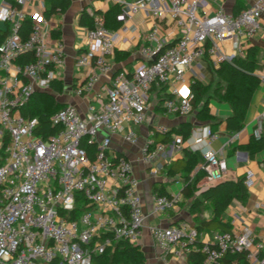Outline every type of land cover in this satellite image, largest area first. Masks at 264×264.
I'll use <instances>...</instances> for the list:
<instances>
[{"label":"built area","instance_id":"built-area-1","mask_svg":"<svg viewBox=\"0 0 264 264\" xmlns=\"http://www.w3.org/2000/svg\"><path fill=\"white\" fill-rule=\"evenodd\" d=\"M27 1H5L0 6V20L10 25L0 46V149L7 140L0 166V264H93V257L115 242L139 245L146 220L133 162L113 150L111 136L118 134L129 145L137 143L134 126L146 121L154 88L169 92L167 112L183 116L192 112L195 95L188 75H195L194 67L207 58L221 64L242 54L243 41L261 30L264 0L247 1L238 14L227 10V0H107L120 7L116 19L121 24L141 13L152 19L149 45L141 47L142 60L131 71L114 72L111 58L119 31L106 28L101 20H95L92 29L80 26L77 38L85 49L76 56L75 66L86 77L75 92L88 98L87 111L83 114L69 103L53 113L50 123L60 130L50 136L37 135L39 118L23 116L21 110L35 92L49 91L59 80L66 46L61 39L51 42L43 10L31 16L28 38H19L21 23L29 17L22 8ZM167 18L179 35L169 47L161 34ZM25 52L34 60L21 66L16 62ZM101 76L108 78L104 92L96 91ZM259 77L264 82V73ZM263 130L264 112L253 136L259 138ZM168 131L157 127L140 148L141 162L154 177L171 162L167 154L156 163L167 146L156 143L154 135ZM204 134L187 142L176 135L172 148L187 143L189 150L201 152L204 163L194 175L202 171L203 179L214 185L225 180L228 163L223 150L202 148V143L209 145L216 138L209 127ZM84 140L97 146L93 159L82 148ZM244 183L252 184L251 173ZM79 195L88 208L72 219ZM182 197L181 192L153 194V213L176 210ZM150 233L164 253L175 258L197 251L204 256L202 264H222L228 253L245 252L249 264H264V244L247 226L206 236L182 221L151 227Z\"/></svg>","mask_w":264,"mask_h":264},{"label":"crops","instance_id":"crops-1","mask_svg":"<svg viewBox=\"0 0 264 264\" xmlns=\"http://www.w3.org/2000/svg\"><path fill=\"white\" fill-rule=\"evenodd\" d=\"M5 1L15 3L16 0H0V6ZM237 1L238 0H227V10L238 14L246 7L247 1L249 0H241L242 9L238 12V9H235ZM46 7L47 5L44 0H28L27 3L22 6L23 10L30 17L39 10L45 11ZM112 7L117 6L107 0H71V6L65 13L53 15L48 19V32L51 42L54 43L61 39L66 46V65L60 70L59 78L64 88L61 93L53 92L52 94L59 102L65 104V106L69 103L75 104L83 114L87 111L88 98L85 96H78L75 92L77 86L85 82L86 77L84 71L75 66L76 56L85 49L77 38V29L81 26L79 21L83 11L86 10L91 15L96 13L95 20H101L103 22L104 14ZM212 10L214 11V8H212L211 11ZM116 23L118 26L115 29H110L112 31H119L116 44L117 48L111 58L114 72L121 70L131 71L134 66L142 60L140 56L141 47L143 45H149L146 37L153 22L148 15L141 13L128 20L125 24L119 23L117 19ZM0 29H7V23L0 20ZM161 34L167 39V44L174 43L178 39L179 35L170 18L165 20ZM224 45L227 47L226 44ZM250 46H257L260 50L258 55L260 67L257 71V75L260 76L264 73V15L261 20V30L251 40H244L241 45V50L244 51ZM226 50L228 52V48H226ZM219 67L220 64H215L212 59L207 58L194 67L195 75H193V73L188 75L190 84L197 80L205 86H209V91L207 93L209 97L208 108L212 119L198 117L197 110L186 116L175 112H167L166 109H164V103L166 99L170 97L169 92L164 88H154L150 95L147 119L137 128V143L135 145H129L123 141L120 135L114 134L111 136L113 150L118 154L127 156L132 160L134 165V177L138 182V191L141 195L146 215L144 233L139 242L140 249L146 258L145 264H187L188 260L187 254L183 255L181 258H175L171 253H164L163 249L151 235V227H168L177 225L182 221H187L191 225L197 226L195 222L197 216L191 211L194 200L193 198L184 197L182 193L186 185L185 177L182 175L183 171L180 170L174 177L168 175V169L171 165L174 163L179 167L182 165L184 156L183 150L188 149V144L185 143L179 148H172L174 137L179 134L172 135L173 141L171 144H166V152L159 153L156 158V163H160L163 162L164 156L168 154L171 155V162L166 166V170L157 177H154L150 173L149 168H146L141 162L140 148L146 142L150 132L160 126H164L171 130L173 128H178L184 123H188L192 126L190 137L194 138L200 136L204 137V128L209 127L211 129V127H214L213 133L216 135L214 141L209 145L204 142L201 146L204 149L211 148L215 151H224L228 163V171L224 181H236L239 178H246L250 173L252 174V184L247 187L249 190L247 200L245 202L234 201L231 203L224 215V222H229L232 228L241 226L249 227L253 231L256 239L264 244V150L250 157L249 151L246 149L253 136L256 120L264 112V82L261 83V86L255 91L252 97L244 129L237 133L228 132L226 119L232 114V110L229 104L220 100L216 94L220 81L216 73H214V70H217ZM212 79H214V83H211ZM107 84L108 78L101 76L96 84V91L104 92V88ZM210 84L213 86L210 87ZM49 92H52V90H49ZM164 98L165 101H163L164 103H162L160 107V102H162ZM200 128L203 129L201 132L199 131ZM161 136L162 135H154L156 143H162ZM188 139H186L185 142H187ZM193 153H197L203 159L201 152ZM200 165L201 164L198 163L192 166V169H194L190 174L191 178L194 176L195 169ZM171 179H176V181L182 183L180 186V192L183 196L182 202L176 210L167 214L156 215L152 211L153 194H155L156 189L162 186L167 194H172L168 192ZM214 185L209 184L205 179H201L197 184L195 197H200L203 192ZM199 210L203 219L212 218L213 205L211 202L202 203ZM201 233L206 236L212 234L207 231Z\"/></svg>","mask_w":264,"mask_h":264},{"label":"trees","instance_id":"trees-1","mask_svg":"<svg viewBox=\"0 0 264 264\" xmlns=\"http://www.w3.org/2000/svg\"><path fill=\"white\" fill-rule=\"evenodd\" d=\"M47 5L44 15L49 19L53 15L65 13L71 6V0H44ZM238 10H237V9ZM235 9L240 11L242 9L241 0L236 3ZM120 12V7H112L103 16V25L108 29H115L118 24L116 23V15ZM95 14L91 15L86 10L83 11L79 24L88 28H95ZM32 29V18L29 16L22 21L18 30V36L21 40L28 38ZM10 33V25L7 24V29H0V46L8 38ZM174 43H169L166 47L172 46ZM259 48L257 46H250L242 54L235 56L231 61H223L216 73L220 85L217 88L216 94L220 100L229 104L232 114L226 119L227 131L237 133L244 129L246 116L251 104L252 97L256 90L261 86V79L257 75L259 70ZM34 60L32 53L25 52L19 56L17 64L24 66L31 63ZM224 84V85H223ZM62 81L56 80L51 85L52 92L38 91L35 92L28 104L25 105L21 112L23 116L38 117L39 127L36 129L37 135L50 136L57 133L60 130L59 126H52L50 123V116L53 113L58 112L56 107L58 106L57 99L52 94L61 93L63 91ZM165 89V88H164ZM163 89V90H164ZM191 90L195 95L192 109L198 111V117L204 119H212L209 112V97L207 93L209 86H205L199 81H193L191 83ZM165 98L160 102V107L164 103ZM166 109V108H164ZM167 111V110H166ZM192 126L188 123H184L178 128L169 130L166 134L156 132L155 135H162L161 140L164 144H171L173 141V134H179L184 140L188 139L191 135ZM211 131H214V127H211ZM7 140L4 142L3 147L0 149V166L3 164L6 154L5 146ZM82 148L88 153L91 159L94 158L97 146L91 144L87 140L82 142ZM249 151L250 157H253L255 153L264 150V130L259 138L252 136L249 145L246 148ZM183 163L179 167L176 163L171 165L168 169V175L174 177L182 170L183 176L186 180V185L182 190L183 196L186 198H193V207L191 211L196 214L195 222L200 232L207 231L210 233L216 232H228L231 231L232 226L229 222H224V215L234 201L245 202L249 196V190L245 185V178H239L236 181H223L208 190L203 192L200 197H195L197 191V184L204 178V173L198 171L193 178L190 174L193 171L192 166L200 163H204L197 153H193L188 149L183 150ZM163 187V186H162ZM156 189L155 193L159 195H166V191L163 188ZM211 202L213 205V216L210 219H203L200 214V206L202 203ZM88 208L87 203L84 201L81 195L77 200V210L72 214V219L76 218ZM264 255V252L261 253ZM187 264H202L204 256L197 251H191L187 254ZM146 258L140 249L139 245L130 244L127 241L115 242L109 247L104 254L96 255L93 257V264H145ZM222 264H249L246 253L238 252L235 254L228 253Z\"/></svg>","mask_w":264,"mask_h":264},{"label":"rangeland","instance_id":"rangeland-1","mask_svg":"<svg viewBox=\"0 0 264 264\" xmlns=\"http://www.w3.org/2000/svg\"><path fill=\"white\" fill-rule=\"evenodd\" d=\"M214 78V76H213ZM214 79L211 80V83H214ZM213 85L210 84V87H212ZM208 96V95H207ZM58 102V106L56 107L57 111L62 110L65 107V104H62L61 102ZM195 111V109H192V112H190L189 114H192ZM136 129L139 128V126H134ZM182 185L181 182L176 181V179H171V184L168 186V192L169 193H179L180 192V186ZM179 186V187H178Z\"/></svg>","mask_w":264,"mask_h":264}]
</instances>
